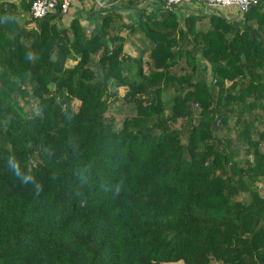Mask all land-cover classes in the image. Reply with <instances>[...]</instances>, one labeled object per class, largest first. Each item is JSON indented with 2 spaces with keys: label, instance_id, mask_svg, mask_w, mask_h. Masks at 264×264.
I'll use <instances>...</instances> for the list:
<instances>
[{
  "label": "trees",
  "instance_id": "obj_1",
  "mask_svg": "<svg viewBox=\"0 0 264 264\" xmlns=\"http://www.w3.org/2000/svg\"><path fill=\"white\" fill-rule=\"evenodd\" d=\"M142 1L91 29L0 3V264H264V0Z\"/></svg>",
  "mask_w": 264,
  "mask_h": 264
},
{
  "label": "crops",
  "instance_id": "obj_2",
  "mask_svg": "<svg viewBox=\"0 0 264 264\" xmlns=\"http://www.w3.org/2000/svg\"><path fill=\"white\" fill-rule=\"evenodd\" d=\"M79 0V3L81 5V8L78 10L77 15H82L83 13H87L86 15L84 14V18L88 20V22L85 23V20L83 18H80L81 22L83 23L84 27L86 28H93L94 24H95V19L98 15H101L103 11V9L109 7L110 5H114L117 3L118 7H120L125 19L127 22H131L133 19V14L132 12H134L135 14L138 13V11L135 9V7L132 8H123L121 6V2L125 1V0ZM1 2H14L17 4L19 11L21 12V16L23 17V19L21 18V20H19L20 23H23L25 27L27 28H31L34 27L35 22L34 20H31L32 18L29 15V8L27 10H24L23 5L21 4V0H0ZM186 2L191 3V5L194 6H188V7H179L177 9V13H178V19H179V24L181 26H183L184 21H183V17H185V15H189L190 13L194 14V15H200L199 19H197L196 21V25H199V23L201 22L202 24H204L205 27H209L210 26V15L212 13H215L217 15L223 16L225 17L228 21H232L233 24H240L241 22V17H242V13L238 12L237 8L236 11H232L230 10L229 12H223L219 9V7H211L209 6L204 0H203V5H198L195 4L194 0H186ZM158 3V0H143L142 2H140L139 5H137V7H144L147 10H150L151 8H154V6H156V4ZM185 3V4H187ZM197 5V6H196ZM24 18L28 20V22H24ZM32 21V25L29 27L28 24ZM132 50V49H131Z\"/></svg>",
  "mask_w": 264,
  "mask_h": 264
},
{
  "label": "built area",
  "instance_id": "obj_3",
  "mask_svg": "<svg viewBox=\"0 0 264 264\" xmlns=\"http://www.w3.org/2000/svg\"><path fill=\"white\" fill-rule=\"evenodd\" d=\"M29 2V15L32 19L49 15L53 12L64 14L69 12L70 0H27ZM211 7L235 5L238 12H244L258 0H204ZM184 0H164L168 7H181Z\"/></svg>",
  "mask_w": 264,
  "mask_h": 264
},
{
  "label": "rangeland",
  "instance_id": "obj_4",
  "mask_svg": "<svg viewBox=\"0 0 264 264\" xmlns=\"http://www.w3.org/2000/svg\"><path fill=\"white\" fill-rule=\"evenodd\" d=\"M70 1H71V5H70L69 12L68 13H65L64 16L62 15V17L60 19L58 17H55L54 20H57V21L60 20L63 23H67L72 17H74L75 15H77L78 10L81 8V5L79 3V0H70ZM86 1H88V0H86ZM194 2H195V4H198V5L205 4V3H203V0H194ZM185 3H187L186 0H184V2L181 5V7H185L186 8L188 6H194V5H191V3H189V2L187 4H185ZM235 8H236V6L233 5V4L228 5V6H221V7H219V9L221 11L226 12V13L229 12L230 10H232V11L235 12L236 11ZM84 14L86 15L87 13H83V16H84ZM78 16H79V18H83L85 20V23L88 22V20L85 19L82 15L81 16L78 15ZM31 25H32V21L28 24V26L30 27ZM133 38L134 37L132 36L131 38H129V40H131V41L132 40H135L136 41V39H133ZM136 43H138V42H136ZM124 91H125V87H122L121 86L119 88V92L120 93H123ZM23 107H24L25 110H29V111L30 110H33L34 109V102H33V100H30V101L24 103L23 104ZM130 111H131V109L128 108L126 105L125 106L124 105H121L120 100H116L110 106L109 110L107 111V114H111V113L114 114L116 116L115 117V121L118 124V121L120 120V118L123 115L127 114L128 112H130ZM180 124H181V120L180 119L177 120V122L174 123L175 126H179ZM257 124H258V128L261 129L260 121H258ZM224 132H225L224 129H221L220 130V136H223V134H225ZM233 134H234V131H232V135ZM262 146L264 147V143L262 144ZM240 157H241V159H244L246 157V153H244V151H242V154L240 155ZM247 197H248V195L245 194V193H241L240 194V198H242V199H246Z\"/></svg>",
  "mask_w": 264,
  "mask_h": 264
},
{
  "label": "water",
  "instance_id": "obj_5",
  "mask_svg": "<svg viewBox=\"0 0 264 264\" xmlns=\"http://www.w3.org/2000/svg\"><path fill=\"white\" fill-rule=\"evenodd\" d=\"M256 32H257V30L254 29V30H253V33H256ZM220 119H221V114H219V115L216 117V119L213 121V125H214V126H217L218 123H219V121H220Z\"/></svg>",
  "mask_w": 264,
  "mask_h": 264
}]
</instances>
